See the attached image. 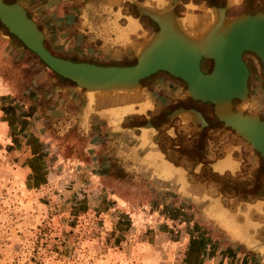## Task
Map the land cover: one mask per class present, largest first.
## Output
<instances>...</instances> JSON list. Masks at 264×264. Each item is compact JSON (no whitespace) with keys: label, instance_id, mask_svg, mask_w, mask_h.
<instances>
[{"label":"crops","instance_id":"0c3cea01","mask_svg":"<svg viewBox=\"0 0 264 264\" xmlns=\"http://www.w3.org/2000/svg\"><path fill=\"white\" fill-rule=\"evenodd\" d=\"M21 1L44 29L46 44L50 48L52 44L54 49L63 53L61 56L75 61L114 65L137 59L142 47L156 31L153 22H147L146 19H154V13H165V21L194 42V36L198 37L201 43L205 31L214 22L215 9L218 7L214 0H73V3H61L55 7L51 6L56 2L50 6L49 0H45V5ZM246 1L227 0L226 12ZM253 1L251 5L255 4ZM257 3L264 7V0H258ZM180 5L183 7L179 13L183 11V15L175 12V8ZM255 9L261 8L257 6ZM29 54L34 55L0 27V99L2 103H7L8 108L10 104V109L20 115L21 121L17 119L15 123L12 119V125L6 122L7 129L12 127L19 135L27 137L31 132L41 133L39 125H43L48 118L53 119L55 125L72 126L79 123L97 129L92 137L95 148H100L102 141L99 136L105 132L106 137L102 140L108 149L111 146L110 132L115 130L109 126L116 121L120 125L116 129L119 130L118 141L121 144L115 147L113 156L108 155L109 162L119 159L123 166H129V158L134 157L137 159L135 165L154 171V176H162L160 180L188 183L187 162L179 163L181 160L177 159V162L171 156L172 151L181 148L179 143L166 149L156 142L158 131L148 128L141 130L139 121L145 116L150 117V114L156 116L159 110L170 107L199 111L213 127L205 129V145L201 156L196 157L197 160L194 159L192 164L196 166L201 160L200 164L205 163V172L211 173L212 178L209 173H205V186L202 185V190L195 194L205 199V234L191 237L186 249L188 263L210 264L206 257L217 253V264H264V159L233 129L222 122H217L222 125L216 126L212 108L206 109L208 117L205 116V103L191 97L184 83H171L159 78V74L143 80L141 89L133 93L91 96L70 80L59 78L41 60L37 62L38 65L19 60V57H30ZM34 66L40 67L37 71L40 75L36 78L32 72ZM28 92L34 99L39 97L34 104L40 103V111L31 110L33 102L26 94ZM143 103L145 105L141 109ZM3 109L2 104L0 110ZM117 113L121 115L116 116ZM9 114L16 115L13 112ZM195 128L198 130L197 126ZM169 136L172 135L169 133ZM194 141L192 145H186L187 150L199 149ZM39 142L45 143L38 138L29 140L27 146L32 155L39 156L46 150V145L41 146ZM44 170L36 171L37 181H46L42 176ZM215 176L223 179L231 177L252 189L245 192L218 191L214 185L218 188L221 185ZM189 188L192 189L191 186Z\"/></svg>","mask_w":264,"mask_h":264},{"label":"rangeland","instance_id":"374dc122","mask_svg":"<svg viewBox=\"0 0 264 264\" xmlns=\"http://www.w3.org/2000/svg\"><path fill=\"white\" fill-rule=\"evenodd\" d=\"M29 55L19 60L41 62ZM26 94L31 110L40 111L39 97ZM1 101L0 264H189L191 237L205 234L191 204L155 189L143 170L109 162L105 132L95 148L89 127L46 118L41 133L19 135L6 122L17 123L20 115ZM35 138L46 145L39 156L28 150ZM43 168L46 181L38 184L35 174ZM218 255L206 260L217 264Z\"/></svg>","mask_w":264,"mask_h":264},{"label":"water","instance_id":"95a60500","mask_svg":"<svg viewBox=\"0 0 264 264\" xmlns=\"http://www.w3.org/2000/svg\"><path fill=\"white\" fill-rule=\"evenodd\" d=\"M261 13L246 14L225 23L221 20L217 26L210 30L205 44H208V39L216 31L221 29L222 32L230 27L231 33L221 40L223 45L219 42L222 46L218 44L217 50L214 49L215 51L211 56L204 54L200 48H196L193 50L194 55L190 65H188L189 61L185 59L183 53L180 50L179 52L176 51L177 44L188 48L183 40L184 36L176 32L174 27L163 17L159 20L161 31L143 49L135 65H100L91 61H75L55 54L46 44L44 29L40 27L38 20L29 12L21 0H0V27L21 47L36 54L59 78L69 79L76 87L85 90L91 96L101 93H121V91L133 93L141 89L143 80L147 76L159 70L169 71L187 82V91L194 99L213 103L215 115L222 123L232 128L235 133L264 155V120L259 116L251 117L250 114H240L233 108L234 99L242 98L245 89H247L249 70L243 60V53L247 50L253 51L264 62V20L261 19L260 15L263 14ZM236 33L238 40L231 43ZM219 45L220 47H218ZM203 56L212 57L215 60L214 69L210 73L203 72L201 68ZM235 62L243 71V81L238 83V86L234 81L235 72L238 70ZM219 105L224 107L222 114L217 110ZM158 112L156 116L144 115L145 118L139 121L142 125L141 130H147V128L151 131L157 130L156 142L166 149H170L179 143L181 148L172 151L171 156L177 162V159L181 160L179 163L187 162L189 167L188 183L192 189L189 188L190 186L186 181L160 180L162 176H154V171L146 170L139 164L135 165L137 159L135 160L134 157L129 158V161L131 160L129 166H123L119 159L117 161L128 170H133L132 167H136L140 172L143 170L148 178L153 181L155 189L168 192L191 204L199 219L205 224V199L196 197L195 194L202 190V185L205 186V173L209 172H205V163L200 164L201 160L196 166L192 162L194 159L197 160L196 157L201 156L203 145H205V131H207L205 129L213 127V125L199 111L193 109L170 107ZM120 115V113L116 114V116ZM135 117H137L136 114ZM111 126L115 130H111L109 136L111 146L106 148V154L110 157L113 156L115 147L121 144L118 141L119 130L116 129L120 125L118 126L115 121L109 127ZM196 126L198 130H196ZM169 133L172 136H169ZM195 138L196 141H194ZM193 141L199 149L187 150L186 145H192ZM209 174L212 178L211 173ZM215 179L221 185L219 188L214 185L218 191L220 189L228 193L234 190H236L234 192H245L252 189V187H248L249 185L238 183L231 177L223 179V177L215 176ZM211 182L216 184L214 180Z\"/></svg>","mask_w":264,"mask_h":264},{"label":"flooded vegetation","instance_id":"af4514ba","mask_svg":"<svg viewBox=\"0 0 264 264\" xmlns=\"http://www.w3.org/2000/svg\"><path fill=\"white\" fill-rule=\"evenodd\" d=\"M29 1L33 2L36 5H45V0H29ZM214 1H215L214 3H216V5L218 6L215 9L216 17L214 19V22L205 31V38H203L205 40L208 37L210 30L213 27L217 26L221 20L225 23L228 21L236 20V19H238V18H240L246 14H252L253 15L257 12L264 13V7L262 5H260L259 3L256 4V2H258V0L253 1L255 3L254 5H251L252 0H247L243 5H240V6L237 5L236 7L229 9L228 12H226V9H228V8L225 7L227 0H214ZM71 2L73 3V0H49L50 6L55 3L51 7H55L61 3L67 4V3H71ZM257 6H259L261 9H259V10L255 9V8H257ZM182 7H183L182 5L176 7L175 12H177V14H182V15L185 14V13H183V11H181V13H179V9ZM42 9L44 10L45 8H42ZM219 16H220V19H219ZM153 17H154V19H152V20H151V17H147L146 19H147V22H149V20H150V22L151 21L153 22L152 23L153 28L156 31H155L154 35L152 36V39L146 45H144L142 47L137 58L139 57V55L141 54L143 49L147 45H149L155 39V37L158 36L159 32L161 31V23L159 20L162 17L165 19L166 14L165 13H162V14L154 13ZM173 17H175V15H173ZM174 30L178 33H181L183 36L188 37L186 34H184L179 29L174 28ZM52 48H53V45L51 44V49ZM52 50L54 53H56L58 55L63 54V53H59L54 48ZM243 60H244L245 65H247V68L249 70V75H248V79H247L248 92L245 94L244 97H242V98L237 97L234 99L233 108L236 112L242 110L244 114H250V115L258 114L259 117H261V119L264 120V62L261 60V58L255 52L249 51V50H247L243 53ZM137 62H138V59L127 62V63L126 62L117 63L115 65H135ZM97 64L114 65L113 63H97ZM214 65H215V60L212 57H205V56L202 57L201 68H202L203 72H205V73L212 72L214 69ZM156 74L160 75L159 78H165L166 80H169L171 83L175 82L174 84H177V85H181V83H184L186 86H188L187 82L184 79H182L181 77L174 76V75L170 74L169 72L163 71V70L158 71L157 73L151 75L150 77H152ZM238 74H239L238 77H240L241 73H238ZM150 77H148V78H150ZM168 78H171L172 80H170ZM237 80L239 82H241L243 80V78H238ZM174 88H176V87H174ZM195 100L205 103V110H203L205 113V116H207V112H206L207 110L206 109L211 110V108H212L213 122L216 124V126L222 125V124H217V122H222V121L215 115L213 103H211L209 101H201L198 99H195ZM80 126H85L87 128L90 127L87 125H80ZM226 127H228V126H226ZM89 129H90V132L92 133V137H93V135L96 134L97 129H95L93 127H90ZM230 129H232V128H230ZM73 132L74 131L70 132L69 136L72 137ZM75 132H77V131H75ZM67 134H68V132H67ZM244 141H246V140L244 139ZM254 149L258 153L259 157H262L264 159V155L260 151H258L256 148H254Z\"/></svg>","mask_w":264,"mask_h":264},{"label":"bare ground","instance_id":"6f19581e","mask_svg":"<svg viewBox=\"0 0 264 264\" xmlns=\"http://www.w3.org/2000/svg\"><path fill=\"white\" fill-rule=\"evenodd\" d=\"M260 16H261V19L264 20V13L262 15H260ZM229 29H230V27L226 29L227 31L225 30V31H222L221 32V29H219L218 31H216L215 34L208 39V44H205V39H202V41L200 43L199 38L196 37V36H194V39H195L196 42H194L192 38L185 37L184 36L185 38L183 37V40L185 42V45L188 48L181 47V46H179L180 44H177V48H176L177 50L176 51L179 52V50H180L181 53H183V56L185 57V59L189 61L188 65H190V61H191V59L193 58V55H194L193 50H196V48H200L201 51H203L204 54L209 55V56L213 55L214 51L217 50L216 49L217 48L216 46L218 44L221 45V43H222L221 40L222 39H225L226 37H228V35L231 33V31H230L231 29L230 30ZM236 40H238L237 33L234 35V38L231 40V43H233ZM219 42H221V43H219ZM220 45L218 47H220ZM222 45H223V43H222ZM225 48H227V47H225ZM235 65H237L238 70H236V72H235V79H234V81H235V84L238 86V83H240V82L237 79L238 78H243V71H242L241 67L238 66V63L237 62H235ZM159 71H161V70H159ZM163 71H166V70H163ZM157 72H155V73H157ZM167 72H169V71H167ZM155 73H153V74H155ZM238 73H241V76L240 77H238L239 76ZM153 74H151V75H153ZM170 74L174 75L173 73H170ZM151 75L147 76L146 78L150 77ZM121 92H123V91H121ZM247 92H248V85H247V89H245V92L244 93H243V89H242V93H243V96L242 97H244ZM144 105H145L144 103H143V105H141V109H142V106H144ZM217 110H218V112L220 114H222L223 111H224V107H222V105L220 107V105H219L217 107ZM239 113L240 114H244L242 110H240ZM252 116H257L258 117L259 115L258 114H252L251 117ZM252 120H254V119H252Z\"/></svg>","mask_w":264,"mask_h":264},{"label":"trees","instance_id":"16d2710c","mask_svg":"<svg viewBox=\"0 0 264 264\" xmlns=\"http://www.w3.org/2000/svg\"><path fill=\"white\" fill-rule=\"evenodd\" d=\"M40 170H42V169H40ZM40 170H38V171H40ZM42 176L44 179H46L45 174H43ZM37 182H38V184H41V183H44L45 181H37Z\"/></svg>","mask_w":264,"mask_h":264}]
</instances>
